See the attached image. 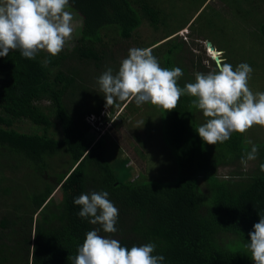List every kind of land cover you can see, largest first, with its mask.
<instances>
[{
  "label": "trees",
  "instance_id": "trees-1",
  "mask_svg": "<svg viewBox=\"0 0 264 264\" xmlns=\"http://www.w3.org/2000/svg\"><path fill=\"white\" fill-rule=\"evenodd\" d=\"M69 3L83 19L70 50L55 57L41 51L35 59L12 50L0 57V158H7L8 166L18 174L28 169L24 172L29 177L25 198L12 201L13 208H3L0 215V264H44L52 256L59 258V264H73L86 233L101 227L79 217L80 206L73 203L74 198L93 191H107L118 208L117 232L101 230L100 234L118 239L122 246L154 243L153 254L165 257L162 264H254L245 245L253 225L264 215V172L260 170L264 142L254 143L258 146L256 166L241 170V157L252 146L245 133L233 132L224 143H205L196 129L207 118L191 106L194 98L184 95L176 109L164 110L165 138L175 154L172 177L156 179L140 173L134 178L133 173H126L130 159L120 157L119 146L109 142L106 134L98 137L86 120L87 115H101L105 97L90 106L75 102L86 83V68L65 67L64 62L77 58L86 67H100L109 54L107 31L128 39L144 21L156 29L165 28V13L158 0ZM227 3L240 10L237 0ZM186 26L143 48L153 49L161 67H176V52L184 42L175 37ZM258 33L264 39V20L259 22ZM219 50L226 53L223 47ZM222 58L226 63V57ZM45 59L50 60L46 67ZM182 82L179 78L180 87ZM133 101L116 100L113 105L128 108ZM24 119L38 130H19L17 123ZM54 120L60 124L61 138L50 131ZM56 156L62 157L58 164L53 160ZM5 164L0 161V167ZM220 168L230 171L222 176ZM16 188L0 177V205L12 200ZM57 189L63 194L59 202L54 198ZM45 253L49 256L43 259Z\"/></svg>",
  "mask_w": 264,
  "mask_h": 264
},
{
  "label": "clouds",
  "instance_id": "clouds-1",
  "mask_svg": "<svg viewBox=\"0 0 264 264\" xmlns=\"http://www.w3.org/2000/svg\"><path fill=\"white\" fill-rule=\"evenodd\" d=\"M69 7V0H0V57L8 56L12 50H19L27 59H35L41 51L58 56L75 31ZM49 63L45 59L43 66ZM252 72L247 63L235 69L221 63L206 74L197 72L194 82L180 87V67H161L151 47H133L115 73L109 67L98 77V85L107 105L132 99L137 106L151 104L172 111L182 96L193 97L191 106L207 118L196 131L205 143L216 145L229 140L233 132L244 134L253 126L264 127V92L250 89ZM257 155L258 146L252 144L241 163L246 166ZM260 170L264 172V164ZM108 197L107 191H93L74 198L73 203L80 206L79 217L101 227L86 233L73 264H162L165 257L153 254L154 243L129 248L118 239L100 234L101 230L117 232L119 210ZM249 237L245 247L254 264H264V215L253 225Z\"/></svg>",
  "mask_w": 264,
  "mask_h": 264
},
{
  "label": "rangeland",
  "instance_id": "rangeland-1",
  "mask_svg": "<svg viewBox=\"0 0 264 264\" xmlns=\"http://www.w3.org/2000/svg\"><path fill=\"white\" fill-rule=\"evenodd\" d=\"M158 1V6L163 9L166 16L165 28L156 29L148 21H144L133 36L128 39L107 31L106 40L109 42V54L103 59L100 67L93 64L91 67H86L83 61L77 58L76 60L73 58L65 60V67L75 65L82 69L86 68L83 72L86 85L83 83L82 88L78 90L76 98L74 97L75 102L90 106L104 98V94L99 90L98 77L107 68L111 67L115 73L121 61L127 58L130 48H143L161 39L167 32H173L186 24V28L175 37L177 41L184 42L183 49H178L175 58L176 67H180L183 71V76L180 77L181 82L183 79V85L194 82L197 72L206 74L217 69L213 63L212 54L206 45L207 40H210L217 49H221V47L226 49V53L222 50L221 57L225 56L226 63L231 64L234 69L240 63L249 64L253 69L249 80L250 89L254 93L264 92V39L258 33L259 22L264 20V0H237L241 5L240 10L237 6L231 8L227 3L228 0ZM252 7L255 8L252 9ZM68 10L72 12L74 17L75 31L72 40L65 45L63 51L70 50L75 44L83 21L80 13L70 8ZM171 42H175V40ZM103 104L100 116L96 114L95 116L87 115L86 120L93 126L98 137L106 134L109 142H114L119 146L121 149L120 157L130 159L129 165L131 167H127L125 172L133 173L134 178L140 173H144L148 178L165 179L167 176L172 177L174 167L171 163L172 159H175V154L169 142L166 141L167 138H165L164 110L153 106L154 109L146 104L137 106L135 101L128 108L119 106V104L107 105L105 98ZM17 128L25 132L38 130L27 119L17 123ZM50 131L57 138L62 137L60 124L57 120H54V125ZM245 136L247 143L249 141L251 144L264 142V127L253 126L245 133ZM140 140H144L145 144H140ZM61 159V156H56L53 160L58 164ZM0 161L6 163L5 167H0V177H3L8 185L18 187L14 197L11 198L12 200L9 199L8 204L0 205L1 215L3 208L5 210L13 208L14 203L12 201L18 202L25 198L29 177L24 172L28 169L23 168L24 170L20 171L22 174H18L8 166L7 158H0ZM9 162L14 165L18 163L14 159H10ZM255 166V160L248 161L247 165L242 164L240 169L252 170ZM229 171L230 168H220L219 174L224 176ZM35 183L36 175L34 173L31 187L35 186ZM62 196L61 189L54 192V198L57 202L62 200ZM33 234L35 233L33 232ZM46 256L49 254L45 253L43 259ZM44 264H59V258L55 256H52L51 259L46 257Z\"/></svg>",
  "mask_w": 264,
  "mask_h": 264
},
{
  "label": "water",
  "instance_id": "water-1",
  "mask_svg": "<svg viewBox=\"0 0 264 264\" xmlns=\"http://www.w3.org/2000/svg\"><path fill=\"white\" fill-rule=\"evenodd\" d=\"M206 45H207V47H208L210 50L213 51V54L211 53V54H212L211 57H212L213 61H214L217 65L221 64L222 61H223V58L221 57V53H222V51L218 50V49L216 48V46H215L210 40H207ZM210 50H209V51H210Z\"/></svg>",
  "mask_w": 264,
  "mask_h": 264
},
{
  "label": "bare ground",
  "instance_id": "bare-ground-1",
  "mask_svg": "<svg viewBox=\"0 0 264 264\" xmlns=\"http://www.w3.org/2000/svg\"><path fill=\"white\" fill-rule=\"evenodd\" d=\"M210 50V49H209ZM210 52L213 54V51L212 50H210Z\"/></svg>",
  "mask_w": 264,
  "mask_h": 264
}]
</instances>
